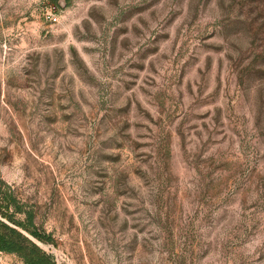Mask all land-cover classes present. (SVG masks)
<instances>
[{
  "label": "rangeland",
  "instance_id": "rangeland-1",
  "mask_svg": "<svg viewBox=\"0 0 264 264\" xmlns=\"http://www.w3.org/2000/svg\"><path fill=\"white\" fill-rule=\"evenodd\" d=\"M0 195L56 264H264V0H0Z\"/></svg>",
  "mask_w": 264,
  "mask_h": 264
},
{
  "label": "trees",
  "instance_id": "trees-1",
  "mask_svg": "<svg viewBox=\"0 0 264 264\" xmlns=\"http://www.w3.org/2000/svg\"><path fill=\"white\" fill-rule=\"evenodd\" d=\"M7 195H0V252L17 255L24 264H56L51 254L44 251L37 242L52 241L51 236L39 232L25 221L16 218V212L21 211L19 204L11 208ZM26 220L31 222L30 215ZM32 225V224H30ZM23 231L29 233L27 236Z\"/></svg>",
  "mask_w": 264,
  "mask_h": 264
}]
</instances>
